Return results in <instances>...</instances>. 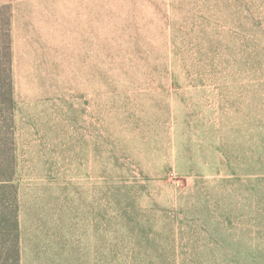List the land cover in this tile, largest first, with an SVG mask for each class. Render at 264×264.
Segmentation results:
<instances>
[{
	"label": "rangeland",
	"instance_id": "rangeland-1",
	"mask_svg": "<svg viewBox=\"0 0 264 264\" xmlns=\"http://www.w3.org/2000/svg\"><path fill=\"white\" fill-rule=\"evenodd\" d=\"M2 3L22 264H264V0Z\"/></svg>",
	"mask_w": 264,
	"mask_h": 264
},
{
	"label": "trees",
	"instance_id": "trees-1",
	"mask_svg": "<svg viewBox=\"0 0 264 264\" xmlns=\"http://www.w3.org/2000/svg\"><path fill=\"white\" fill-rule=\"evenodd\" d=\"M15 109L12 10L9 4L2 3L0 4V264H22L21 193L20 185L16 180L18 158ZM153 237L145 234L139 238V242L146 246L150 245L154 241L151 239ZM137 250L143 252L142 248Z\"/></svg>",
	"mask_w": 264,
	"mask_h": 264
}]
</instances>
